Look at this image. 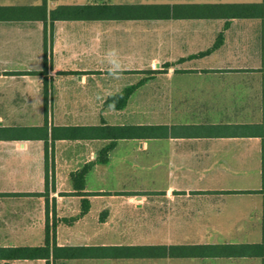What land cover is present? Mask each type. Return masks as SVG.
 Instances as JSON below:
<instances>
[{"label": "crops", "instance_id": "obj_1", "mask_svg": "<svg viewBox=\"0 0 264 264\" xmlns=\"http://www.w3.org/2000/svg\"><path fill=\"white\" fill-rule=\"evenodd\" d=\"M260 1L0 0V264H261Z\"/></svg>", "mask_w": 264, "mask_h": 264}, {"label": "trees", "instance_id": "obj_2", "mask_svg": "<svg viewBox=\"0 0 264 264\" xmlns=\"http://www.w3.org/2000/svg\"><path fill=\"white\" fill-rule=\"evenodd\" d=\"M230 7L234 8L236 16L246 17H258L261 20V66L260 71L262 73V91H261V106H262V119L261 122L254 125H249L253 128L254 135L260 137L261 140V185L259 192L262 194V219H261V241L253 244H243L239 247L244 250L247 255L258 256L261 259V264H264V0L257 3H239L231 4ZM88 6H59L50 12V20L59 18H77L85 14ZM219 44V40L216 41L214 46ZM44 81V97H46V79ZM47 122V112H44V123ZM84 127H54L53 129H59L63 136H69L71 131H78ZM65 131V133L63 132ZM77 133V132H76ZM46 139V134L44 136ZM45 158L47 161V142L45 141ZM47 164L45 167V185L48 182ZM47 226V224H46ZM81 248L62 247L57 246L54 242L50 245L48 232L46 230L44 245L40 246H20V247H7L2 248L4 256L6 258H42L45 259L48 264L50 256L54 258L69 257L78 255V251ZM74 251V252H73ZM77 251V252H75Z\"/></svg>", "mask_w": 264, "mask_h": 264}, {"label": "rangeland", "instance_id": "obj_3", "mask_svg": "<svg viewBox=\"0 0 264 264\" xmlns=\"http://www.w3.org/2000/svg\"><path fill=\"white\" fill-rule=\"evenodd\" d=\"M48 231H49V229H48Z\"/></svg>", "mask_w": 264, "mask_h": 264}]
</instances>
